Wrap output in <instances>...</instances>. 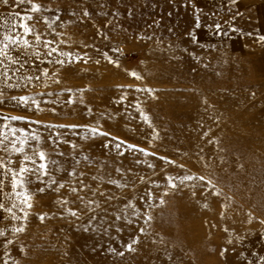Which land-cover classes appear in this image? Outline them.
I'll return each mask as SVG.
<instances>
[{
  "label": "rangeland",
  "instance_id": "1",
  "mask_svg": "<svg viewBox=\"0 0 264 264\" xmlns=\"http://www.w3.org/2000/svg\"><path fill=\"white\" fill-rule=\"evenodd\" d=\"M261 37L264 0H0V264H264Z\"/></svg>",
  "mask_w": 264,
  "mask_h": 264
},
{
  "label": "snow or ice",
  "instance_id": "2",
  "mask_svg": "<svg viewBox=\"0 0 264 264\" xmlns=\"http://www.w3.org/2000/svg\"><path fill=\"white\" fill-rule=\"evenodd\" d=\"M4 3H7V0H4ZM32 8L33 10H36L38 11L40 6L39 5H36V4H33L32 5ZM24 27V30L25 32H30L31 29L28 27L27 24H24L23 25ZM18 39V37H14V36H10V35H5V40L6 41H12L13 43H15V41ZM37 39H39V37H37ZM262 40H264V37H261ZM23 43L25 45L28 44V41L27 40H24ZM8 45L7 43L4 44L3 48L0 49V55H6V49H7ZM133 75H135V73H133ZM29 99V97H26V96H21L19 97V100L22 101V102H26L27 100ZM33 103H37L36 101H33ZM37 107H39L38 103H37ZM5 119H9L8 117H5ZM11 119H22V117H11ZM15 131V130H13ZM21 132L23 131V129L20 130ZM25 139L24 138H19V143L21 146H23L25 144ZM2 143V142H0ZM134 147V146H133ZM12 150L15 151V152H20V153H23L24 152V148L23 147H16V144L15 142H13L12 144ZM39 160L41 161V163L39 164V168L37 169L38 172H42L44 175H47V165L46 163H44V161L46 160V155L43 151L39 152ZM24 159L25 160H32V157L28 156V155H24ZM33 163H35V161L33 160ZM0 167H4L6 169V173L7 174L8 172H11V175H12V179H13V190H15V188L18 186V185H22L23 184V174L27 171H29V169L27 168V166H23L19 169V172L21 174L20 178L17 177V173L15 170L11 169L8 167L7 164H5L3 161H0ZM40 177L37 176V179H39ZM189 179L191 177H188ZM201 179H203V177H201ZM19 195V194H18ZM0 207H3V205H0ZM10 211V210H9ZM74 214V213H73ZM129 248L131 249V245H129Z\"/></svg>",
  "mask_w": 264,
  "mask_h": 264
}]
</instances>
